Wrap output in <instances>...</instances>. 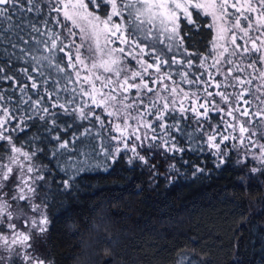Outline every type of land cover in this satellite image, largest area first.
Masks as SVG:
<instances>
[{
  "label": "trees",
  "instance_id": "1",
  "mask_svg": "<svg viewBox=\"0 0 264 264\" xmlns=\"http://www.w3.org/2000/svg\"><path fill=\"white\" fill-rule=\"evenodd\" d=\"M91 1L107 13L108 0ZM126 1L132 44L160 64L173 87L147 90L148 81L114 93L105 86L113 96L101 105L91 102L96 72L77 24L48 0L0 5V122L8 134L0 139V164L16 147L40 176L35 194L47 227L33 238L35 255L43 264H264V166L254 167L264 145L261 118H243L258 147L229 135L218 138L216 154L210 139L227 117L216 108V86L208 87L209 109L201 114L171 99L203 95L201 62L213 39L208 17L193 7L172 37L141 26V6ZM159 91L170 97L167 106L153 100ZM127 113L144 121V157L119 144L117 126ZM9 264L27 263L16 256Z\"/></svg>",
  "mask_w": 264,
  "mask_h": 264
},
{
  "label": "rangeland",
  "instance_id": "2",
  "mask_svg": "<svg viewBox=\"0 0 264 264\" xmlns=\"http://www.w3.org/2000/svg\"><path fill=\"white\" fill-rule=\"evenodd\" d=\"M48 1L50 7L77 24L88 43L86 50L89 56L92 53L91 68L96 72L94 78L90 76L91 102L101 105L113 96L105 86L114 93L128 91L132 87L143 88L142 84L147 85L148 81L151 82L147 90L157 85L161 87L160 91L168 86L173 87L171 82H166L168 76L161 71L160 64L155 63L154 59L153 63L144 59L141 50L132 44L123 11L126 0H108L109 9L105 14L100 11L98 2L91 0ZM135 1L146 16L143 20L137 18L141 26L142 23H149L154 33L164 31L172 37L178 34L182 17L192 19L193 7L208 17L213 39L210 56L201 62L206 77L204 89H201L203 95L189 91L171 99H179L182 107L192 104L201 114L209 109L212 92L207 90L208 87L216 86L218 101L221 102L216 104V108L227 117L222 132H215L211 136L210 143L215 153L219 152L218 138L223 142L229 135H236L250 149L258 147L256 139L248 135L251 128L243 118L250 121L261 118L264 124V0ZM130 63L134 66L133 72L122 76L120 69L127 68ZM136 77L141 83L134 81ZM220 86L225 88L222 90ZM160 91L153 95V100L167 106L170 97ZM223 102H227L228 109L221 107ZM120 103V106H124ZM109 107L113 109L111 105ZM113 110L109 112L117 116ZM122 111L126 112V108L123 107ZM134 117L127 113L126 122L123 125L118 123L117 130L122 138L119 144L126 153L140 158L144 155L139 144L145 138L139 125L144 121L141 122L139 116ZM5 131L4 123L0 122V139L8 137ZM262 165L264 145L255 156L254 167L258 169ZM37 175L29 154L16 147L12 148L11 156L0 164V264H9L16 256L27 264H43L32 249L35 235L43 233L47 227L46 210L35 194L36 182L40 177Z\"/></svg>",
  "mask_w": 264,
  "mask_h": 264
},
{
  "label": "water",
  "instance_id": "3",
  "mask_svg": "<svg viewBox=\"0 0 264 264\" xmlns=\"http://www.w3.org/2000/svg\"><path fill=\"white\" fill-rule=\"evenodd\" d=\"M9 2V0H0V5H6Z\"/></svg>",
  "mask_w": 264,
  "mask_h": 264
}]
</instances>
